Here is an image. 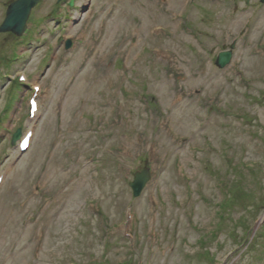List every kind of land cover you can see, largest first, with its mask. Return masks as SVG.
<instances>
[{
    "label": "rangeland",
    "instance_id": "obj_1",
    "mask_svg": "<svg viewBox=\"0 0 264 264\" xmlns=\"http://www.w3.org/2000/svg\"><path fill=\"white\" fill-rule=\"evenodd\" d=\"M244 1L40 0L0 33V264H264V5Z\"/></svg>",
    "mask_w": 264,
    "mask_h": 264
},
{
    "label": "water",
    "instance_id": "obj_2",
    "mask_svg": "<svg viewBox=\"0 0 264 264\" xmlns=\"http://www.w3.org/2000/svg\"><path fill=\"white\" fill-rule=\"evenodd\" d=\"M62 1V0H59ZM39 0H16L10 4L7 9L4 22L0 26V33L12 32L16 37H20L27 29V21L33 8L37 6ZM72 5V2L69 4ZM231 53L224 52L218 55L216 66L223 68L230 61ZM21 132L18 130L12 139L14 144L20 138ZM148 180V174L145 169L140 173L135 174L134 182L130 187L134 190L135 194L142 188L144 183Z\"/></svg>",
    "mask_w": 264,
    "mask_h": 264
},
{
    "label": "trees",
    "instance_id": "obj_3",
    "mask_svg": "<svg viewBox=\"0 0 264 264\" xmlns=\"http://www.w3.org/2000/svg\"><path fill=\"white\" fill-rule=\"evenodd\" d=\"M229 167H230L231 170H233V171L235 170V167L231 166L230 164H229ZM233 171H232V174L235 175V172H233ZM228 175H224V178L228 177ZM241 182H242V180L239 178L237 180V182L235 180V182H233L232 184H230L229 188H231V191H234V193H235V191L238 192V194H239L238 196L239 197H244L246 193L243 192V191H240L238 189V188H242ZM239 185H241V186H239ZM238 196L236 195L235 197H238ZM230 203L233 204V206H234L236 204V199H235V201H232L231 199H227L225 202H223L222 204H220V209L221 210L223 209L222 212H225V210L229 209ZM218 207H219V205H218ZM220 216H221L220 218L222 219V215H220Z\"/></svg>",
    "mask_w": 264,
    "mask_h": 264
},
{
    "label": "bare ground",
    "instance_id": "obj_4",
    "mask_svg": "<svg viewBox=\"0 0 264 264\" xmlns=\"http://www.w3.org/2000/svg\"><path fill=\"white\" fill-rule=\"evenodd\" d=\"M86 2H88V0H87ZM12 3H13V2H12ZM5 17H6V14H5ZM5 17H4V18H5ZM25 32H26V31H25ZM25 32H24V33H25ZM5 33H8V34L11 33V34H13L12 32H5ZM24 33H23V34H24ZM13 35H14V34H13ZM16 163H17V162H16ZM16 163H15V164H16ZM259 225H260V227H261V228L259 227V230H262V229H263V226H264V223H260Z\"/></svg>",
    "mask_w": 264,
    "mask_h": 264
},
{
    "label": "flooded vegetation",
    "instance_id": "obj_5",
    "mask_svg": "<svg viewBox=\"0 0 264 264\" xmlns=\"http://www.w3.org/2000/svg\"><path fill=\"white\" fill-rule=\"evenodd\" d=\"M82 13V12H81Z\"/></svg>",
    "mask_w": 264,
    "mask_h": 264
}]
</instances>
